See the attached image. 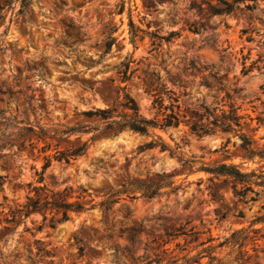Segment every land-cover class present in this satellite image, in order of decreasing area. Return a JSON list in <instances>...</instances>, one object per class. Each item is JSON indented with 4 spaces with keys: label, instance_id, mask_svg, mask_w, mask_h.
I'll return each instance as SVG.
<instances>
[{
    "label": "rangeland",
    "instance_id": "374dc122",
    "mask_svg": "<svg viewBox=\"0 0 264 264\" xmlns=\"http://www.w3.org/2000/svg\"><path fill=\"white\" fill-rule=\"evenodd\" d=\"M121 1H124V10L119 13ZM189 3L190 0H164L156 9L148 10L143 0H33L27 18L16 15L18 4L14 9L2 11L0 109L7 115H14L22 110L27 96L33 95V104H38L42 95L48 110L30 113L29 120L33 124L38 122L51 133L76 123L97 126L101 131V120L81 112L109 106L119 88L124 86L137 101L141 113L152 117L151 96L145 93L142 85L145 71L160 73L168 86L177 89L168 74L180 71L193 59L221 74L228 72V86L232 88L236 84L243 88L241 96L236 97L237 104L252 116L264 117L259 102H255L256 111H252L248 102L256 96L264 100L261 89L264 63H257L246 75L241 73L243 55L250 52L246 66L259 54L264 56V1H259L252 10L219 15H211L205 3L203 8L189 10ZM129 17L144 31L158 28L163 35L171 30L180 35L157 46L145 32V38L133 44ZM196 19L204 23L201 33L188 29V22ZM243 28L253 30V40H246L248 33L241 34ZM110 37L115 40L106 53ZM129 57L134 59L131 68L138 69L129 80L120 82L118 67ZM188 89L191 91L189 101L198 99L212 105V92L197 83L189 85ZM21 117L18 114V118ZM99 131L38 139L32 134L20 137L23 131L11 126L5 133L3 141L11 140L12 145L0 152V155L5 154L0 157V175L5 177L3 190H0V264H124L130 262V252L125 251L128 241L121 230L133 220L139 222L145 218L141 243L131 252L138 256L144 254L145 242L159 237L165 226L189 221L185 225L187 229L194 226L203 231L200 239L211 235L216 238L213 244H217L234 229L248 225L255 216L264 213V192L254 202L236 203L227 183L209 181V174L203 171L189 173V165L169 151H161L159 147L140 152L138 149L160 135L171 148L180 145L184 157L196 161L195 167L219 161L239 164L243 160L237 136L198 135L184 123L166 130H152L150 135L123 130L112 136L108 132L99 134ZM94 133L97 135L89 140L83 156L71 163L52 158L39 182L37 173L42 170L45 155L76 146ZM263 136L264 126H260L254 134L259 146L264 143ZM252 166L255 165L244 163V167ZM157 174L170 176L180 188L174 193H170V188H163L161 194L151 200L139 194L135 199L123 195L109 210L98 205L123 181L159 180ZM200 179L203 182L198 184ZM28 183L45 185L58 199L66 196L84 207L97 206L85 211L69 210L66 219L61 209L45 213L38 210L27 217H12L10 207L23 205L27 195L37 196L35 191L29 192ZM82 189L86 190L82 192L85 197L78 198ZM127 209L133 214L130 219ZM215 209L218 214H224L225 219L217 220ZM239 210L243 211V218L236 216ZM254 227L261 228L263 237L258 244L263 247L264 223ZM181 243H184L182 238ZM81 246L83 251L79 250ZM170 247L173 249L174 245ZM246 249L253 253L251 244ZM173 254L180 255L178 250ZM235 254L236 251L229 248L217 251L223 264H235ZM207 260L203 258L200 264H206Z\"/></svg>",
    "mask_w": 264,
    "mask_h": 264
},
{
    "label": "trees",
    "instance_id": "16d2710c",
    "mask_svg": "<svg viewBox=\"0 0 264 264\" xmlns=\"http://www.w3.org/2000/svg\"><path fill=\"white\" fill-rule=\"evenodd\" d=\"M33 0H2L0 4V22L2 20L1 12L4 10L14 9L16 4L19 5L16 15H23L27 18L29 6ZM259 1L264 0H190L188 9L196 10L203 8V3L206 4L211 15L231 14L235 10H252ZM164 2V0H143L144 7L148 10L150 8L156 9V5ZM243 4V6H241ZM124 10V1H121L118 12L122 13ZM188 29L194 33H201L204 28V23L201 19H196L188 22ZM71 27V26H69ZM150 24H147V28ZM145 32L150 35L152 44L159 46L162 41L170 42L174 37L180 34L171 30L167 35L160 34L157 28L154 31H144L140 26L136 25L132 18L129 17V33L130 41L134 44L137 40L145 38ZM251 32L247 28L241 29V34H247L246 40H253ZM115 38L110 37V41L106 44L105 52H109ZM243 55L241 73L246 75L253 67L261 62L264 63V56L259 54L248 66L245 65L246 59L249 57ZM134 61L132 57L126 58L118 67V76L120 82H126L130 79L133 72L138 68H131V63ZM264 67V66H263ZM169 73V72H168ZM168 79L177 89L170 87L164 81L162 75L156 71H145L143 77V89L145 93L151 96V108L154 110L152 117H146L140 111L137 101L131 96L125 87H120L116 98L111 104L104 108H92L82 111L81 114L89 118L95 116L101 120L102 128L99 131L97 126H85L76 123L72 126H67L60 131L54 133L49 132L39 125L37 122L33 124L29 120V114L35 113L38 110L47 112L48 107L44 96L40 95L38 104H33L34 96H27L23 103L22 110L14 115H7L6 112L0 109V152L7 146H11V140L3 141L5 133L11 126H16L18 131H23L19 136L23 137L27 134H32L38 139L44 137H52L55 135H70L76 132L90 133L99 131L108 132L110 135H117L123 130H130L142 135H150L152 130H166L172 127H178L181 123L187 125L190 131L198 135L207 134H231L240 139L239 148L241 150V163L236 164L232 162H215L213 164L202 163L195 167L196 161L184 157L181 151V146L171 148L160 135H156V139L148 141L138 147L139 152L146 148L159 147L161 151H169L170 155L177 156L184 163L190 167L189 173L196 171H203L209 174V181H221L227 183L231 191L232 197L236 203L247 204L256 201L260 194L264 192V143L259 146L254 138L255 132L264 126V117L261 115L252 116L246 112L247 109L242 108L237 104L236 97H240L243 91L242 87L236 84L232 88L228 86V72L221 74L208 65H200L197 61L190 59L188 63L182 66L180 71L168 74ZM197 83L199 87H204L212 92L213 103L211 106L204 102L189 101L191 91L188 89L189 85ZM262 93H264V84L261 86ZM189 101V102H188ZM251 103L252 111H256L258 106L255 102H259L262 106L264 114V100L259 96L248 101ZM18 114L23 117L18 118ZM254 120L256 124L253 125ZM13 134L14 132H10ZM97 134H93L88 140L76 145L68 147L64 150H56L53 155L44 156V164L39 174V182L43 180L44 170L50 165L51 159L54 158L59 162L71 163L80 156H83L88 149L89 140H92ZM264 138V136H263ZM229 139V138H228ZM32 140V137L29 138ZM25 141V140H24ZM22 141V143H24ZM229 141V140H227ZM32 143V142H31ZM42 151H46V147H42ZM5 154L0 155V157ZM244 163H251L255 166L244 167ZM160 176L159 180L154 179H129L123 181L120 187L109 191L106 198L98 205L104 209L109 210L110 205L118 202L121 196L125 195L129 199L137 198V194L146 199H154L161 194L163 188H170V193L176 192L180 186L174 185L170 176L165 174H157ZM5 177L0 175V190H3ZM203 180H198V184ZM29 192H36L37 196L32 197L27 195V201L23 205L17 207H10L12 217L23 216L27 217L31 212L41 210L45 213L47 210L61 209L64 214V219L67 217V211H85L95 208L97 205L91 204L89 207L71 202L67 197L63 196L58 199L55 193L43 186H32L28 183ZM42 192L40 195L39 192ZM82 191L77 195L78 198L85 197ZM187 208V207H185ZM128 210V209H127ZM132 212L127 211V218L132 217ZM217 220L225 219L224 214H218L215 209ZM239 218L244 217L242 210H239L236 215ZM46 216H44V219ZM189 221L177 226H165L163 233L159 237H153L151 241L144 244V254L135 256L131 253L138 243H141L140 235L145 232V218L139 222L133 220L131 225L122 227V234L128 244L125 246V251L130 252V262L124 264H200L201 260L207 257L206 264H223L221 258L217 255V251L223 248H229L236 251L233 258L235 264H264V246L259 247L258 240L263 237L260 227H254L258 223H264V213L255 216L248 225L234 229L229 236L225 237L217 244H213L216 238L209 235L205 239H200L203 231L196 230L194 226L185 227ZM54 228V225H51ZM181 238L184 243H181ZM174 248L171 249L170 245ZM251 244L253 253H249L246 249L247 245ZM83 247L79 250L83 251ZM174 250H178L179 254L171 255ZM117 248L114 252L117 253ZM194 252V253H193ZM82 254V253H81ZM262 260V262L260 261Z\"/></svg>",
    "mask_w": 264,
    "mask_h": 264
}]
</instances>
